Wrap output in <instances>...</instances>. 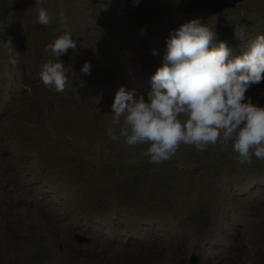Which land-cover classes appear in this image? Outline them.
Here are the masks:
<instances>
[{
	"label": "rangeland",
	"instance_id": "1",
	"mask_svg": "<svg viewBox=\"0 0 264 264\" xmlns=\"http://www.w3.org/2000/svg\"><path fill=\"white\" fill-rule=\"evenodd\" d=\"M181 2L40 0L49 12L43 25L34 0H0V42L16 51L0 48V264L44 256L49 264H115L126 253L124 264H189L191 254L198 264H264V158L241 164L230 143L203 151L180 143L150 162L147 143L125 144L122 118L112 123L117 87L134 96L149 89L164 38L180 23L231 25L234 50L240 33L264 32V0L215 13H185ZM62 31L77 45L58 57L68 79L57 91L38 72L56 59L44 46ZM85 60L87 74L79 71ZM245 95L264 104V79ZM75 231L91 242H78Z\"/></svg>",
	"mask_w": 264,
	"mask_h": 264
},
{
	"label": "clouds",
	"instance_id": "2",
	"mask_svg": "<svg viewBox=\"0 0 264 264\" xmlns=\"http://www.w3.org/2000/svg\"><path fill=\"white\" fill-rule=\"evenodd\" d=\"M32 7L37 23L47 25L48 9L40 0H34ZM57 15L63 22V10ZM216 35L215 28L199 17L180 23L164 38L160 63L149 76V89L135 96L134 90L123 85L115 90L109 105L112 123L122 118L118 134L125 144L147 143L144 154L150 162L168 159L180 143L193 145L197 151L209 144L230 143L241 164L251 162L253 156L264 158V104H256L245 95L250 85L264 79V32L251 37L240 33L238 50L214 39ZM76 45L70 31L60 32L45 44V51L50 50L56 59L47 58L39 66L38 76L44 85L64 89L67 70L58 57ZM0 48L16 52L11 40L0 42ZM150 52L155 55L157 50ZM8 60L16 62L14 55ZM90 67L85 60L79 71L87 74ZM106 132L116 138L111 126ZM192 255L196 254H191L188 262ZM50 262L49 258L44 263L36 258L22 264Z\"/></svg>",
	"mask_w": 264,
	"mask_h": 264
},
{
	"label": "water",
	"instance_id": "3",
	"mask_svg": "<svg viewBox=\"0 0 264 264\" xmlns=\"http://www.w3.org/2000/svg\"><path fill=\"white\" fill-rule=\"evenodd\" d=\"M241 0H182L180 7L185 13L201 12L215 13L218 10L233 8ZM74 238L78 242H91L92 238L82 232H74ZM199 256L192 255L190 264H198Z\"/></svg>",
	"mask_w": 264,
	"mask_h": 264
},
{
	"label": "trees",
	"instance_id": "4",
	"mask_svg": "<svg viewBox=\"0 0 264 264\" xmlns=\"http://www.w3.org/2000/svg\"><path fill=\"white\" fill-rule=\"evenodd\" d=\"M216 33H217V35H216L215 39L225 41L226 44L228 46L232 47V48H234L236 46L237 41L235 39V33H234L233 26H231V25H221V26L218 27ZM127 257H128V253L125 254V258H124L125 261H126ZM46 258H48V257L44 256L43 258H37V259L41 263H44ZM115 264H124L122 258L118 257L117 258V262Z\"/></svg>",
	"mask_w": 264,
	"mask_h": 264
}]
</instances>
